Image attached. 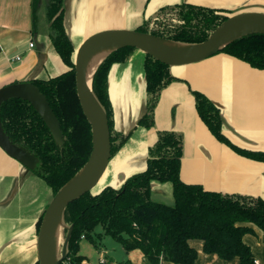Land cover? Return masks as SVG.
Here are the masks:
<instances>
[{
	"label": "crops",
	"instance_id": "obj_1",
	"mask_svg": "<svg viewBox=\"0 0 264 264\" xmlns=\"http://www.w3.org/2000/svg\"><path fill=\"white\" fill-rule=\"evenodd\" d=\"M181 3L225 15L264 13V0H64L65 30L76 50L95 33L135 30L144 19L154 18L160 8ZM32 4L33 0H0V88L45 80L66 70L48 38L45 15L43 21L37 11L33 27ZM38 6L43 7V1ZM143 65L144 54L135 51L128 61L109 69L107 92L113 128L130 135L111 157L97 192L105 186L120 188L129 176L144 171L147 150L157 132L174 131L183 137V182L264 200V162L242 157L217 141L199 119L191 95V90L201 92L219 109L223 133L231 143L264 152V70L220 52L196 64L170 67L173 81L161 91L154 110V127L145 129L136 126L146 106ZM29 175L0 149V264H33L37 260L36 223L48 203L38 198L33 190L37 181ZM41 191L47 195L46 190ZM151 199L173 205L171 184L153 182ZM249 226L253 234L244 235L243 242L254 261L264 264L262 231ZM189 245L197 252L194 264H239L238 259L224 261L204 253L200 240H191ZM92 251H85L80 244L79 254L85 257L81 264H151L139 250L126 252L121 247L111 252L93 247Z\"/></svg>",
	"mask_w": 264,
	"mask_h": 264
},
{
	"label": "trees",
	"instance_id": "obj_2",
	"mask_svg": "<svg viewBox=\"0 0 264 264\" xmlns=\"http://www.w3.org/2000/svg\"><path fill=\"white\" fill-rule=\"evenodd\" d=\"M43 1L47 35L66 70L45 80L32 83L45 96L59 121L62 146L55 143L49 129L26 101L12 99L1 106L4 131L11 141L26 148L37 159L35 170L54 196L87 162L91 152L90 125L84 117L76 94L72 55L73 45L64 27V0ZM40 0H33V27ZM222 12L189 3L160 8L154 18L144 19L135 31L184 44L202 43L226 19ZM137 51L124 47L112 52L98 67L92 80V91L104 109L111 140V157L123 146L128 135L113 128L112 107L107 92V75L115 63H124ZM219 53V52H218ZM224 53L264 70V34H249L225 48ZM167 65L144 55L146 90L145 111L137 126L154 127V110L161 91L173 81ZM199 119L213 137L238 155L264 162V152L240 148L225 136L219 109L201 92L191 90ZM183 137L174 131H159L148 147L144 171L128 177L120 188L104 187L97 194L86 193L69 204L63 213L66 226L73 225L67 254L61 264H81L80 244L88 241L100 248L94 238L107 236L126 252L139 250L151 264L166 261L194 264L196 250L191 240H200L203 252L221 260L238 259L252 264L254 257L243 242L253 234V225L262 231L264 243V200L238 194L205 190L199 184L180 178ZM168 182L172 186L173 205L151 199V184ZM44 210L38 217V231ZM100 227L101 232L96 233ZM66 230H64V234ZM33 264H38L36 261ZM124 264V263H123Z\"/></svg>",
	"mask_w": 264,
	"mask_h": 264
},
{
	"label": "water",
	"instance_id": "obj_3",
	"mask_svg": "<svg viewBox=\"0 0 264 264\" xmlns=\"http://www.w3.org/2000/svg\"><path fill=\"white\" fill-rule=\"evenodd\" d=\"M226 16V19L212 32L207 40L202 43L184 44L135 30H106L87 37L80 46L74 50L72 59L75 73L76 94L82 113L90 125L92 148L85 165L54 196H52L44 210L35 241L36 261L38 264H61L64 261L67 254L68 241L73 229V225L68 227L63 222L64 210L69 204L78 200L86 193H92L91 191L96 186H99V182L111 159V140L107 117L104 109L101 107L92 91L93 76L101 63L112 52L120 48L131 47L144 55L151 56L168 67L187 66L199 63L215 55L233 41L246 35L264 34V13L262 12H240ZM237 30L245 32L224 43L226 38L233 31ZM155 40H160L168 44L161 46L156 43ZM114 44L117 45L115 49L108 53L96 66L89 83H87L84 64L88 54L99 46ZM177 46L182 48L179 47V49H177ZM32 81L33 80H27L1 87L0 111L1 106L9 100L19 99L26 101L43 120L55 143L62 146L63 140L59 121L45 96ZM123 135L129 136L130 133ZM0 149L7 156L17 161L25 169V173L35 170L38 164V159L31 152L11 141L2 127L1 117ZM58 219L61 221L60 241L57 252L52 259L50 236L54 224ZM64 230H66L65 234Z\"/></svg>",
	"mask_w": 264,
	"mask_h": 264
},
{
	"label": "bare ground",
	"instance_id": "obj_4",
	"mask_svg": "<svg viewBox=\"0 0 264 264\" xmlns=\"http://www.w3.org/2000/svg\"><path fill=\"white\" fill-rule=\"evenodd\" d=\"M245 31H233L224 41V43H226L227 41H229L230 39L238 36L239 34L244 33ZM156 43H158L159 45H165L168 43H164L161 42L160 40H155ZM223 43V44H224ZM117 45H102L99 46L95 49H93L87 56L86 60H85V64H84V68H85V76H86V80L87 83H89L91 75L94 71V69L96 68V66L103 60V58L110 53L113 49H115ZM175 46V45H173ZM180 46H177L176 48L179 49ZM182 48V47H180ZM73 183V182H72ZM71 183V184H72ZM60 229H61V221L60 219H58L55 224L54 227L52 229L51 232V236H50V246H51V256L52 259L55 256L57 249H58V244L60 241Z\"/></svg>",
	"mask_w": 264,
	"mask_h": 264
},
{
	"label": "rangeland",
	"instance_id": "obj_5",
	"mask_svg": "<svg viewBox=\"0 0 264 264\" xmlns=\"http://www.w3.org/2000/svg\"><path fill=\"white\" fill-rule=\"evenodd\" d=\"M38 16L40 18L42 17V20L44 21V8L43 7H41L38 10ZM29 176L31 178H35V180L37 181L36 182V189L33 188V190H36V193H37L38 198L45 199L46 200L45 202L49 203L50 202V199L52 198V194L50 193L49 189L44 185L43 181L40 178L36 177L33 174H30ZM165 183H167V182H165ZM43 189L46 190V194H47L46 196H45V193L43 191H41ZM97 190H98V186H96L91 191L92 194H95V192H97ZM95 231H96V233H100L101 232V228L100 227H97ZM94 240L98 244L99 247L106 248L107 250H110L111 252H112V249L113 248H115L116 251L117 250H120V248H121V246L116 241H114L113 239H111L110 237H107V236H102L100 239H98L97 237H95ZM81 244L84 247V250L85 251L86 250H89V251H92L93 250V246L88 241L83 240L81 242Z\"/></svg>",
	"mask_w": 264,
	"mask_h": 264
},
{
	"label": "built area",
	"instance_id": "obj_6",
	"mask_svg": "<svg viewBox=\"0 0 264 264\" xmlns=\"http://www.w3.org/2000/svg\"><path fill=\"white\" fill-rule=\"evenodd\" d=\"M29 47H30V48H32V47H33V44H32V43H30V44H29ZM16 60H18V58H16ZM252 264H257V263H256L255 261H253V263H252Z\"/></svg>",
	"mask_w": 264,
	"mask_h": 264
}]
</instances>
